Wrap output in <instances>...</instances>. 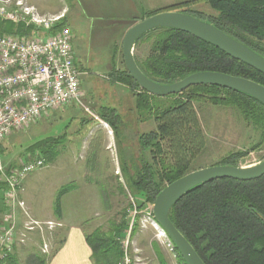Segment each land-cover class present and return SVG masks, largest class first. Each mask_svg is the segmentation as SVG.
<instances>
[{
	"label": "trees",
	"instance_id": "16d2710c",
	"mask_svg": "<svg viewBox=\"0 0 264 264\" xmlns=\"http://www.w3.org/2000/svg\"><path fill=\"white\" fill-rule=\"evenodd\" d=\"M197 4L208 6L214 15L205 17L190 11V7ZM161 12H179L209 23L264 58V0H190L152 11L147 18ZM9 24L16 29L6 30ZM63 27H66L65 15L51 32ZM23 32L21 25L0 21V34ZM143 44L149 46L146 56L139 59L134 55V59L142 73L156 83L169 85L194 73L217 72L247 79L264 87L263 74L186 33L155 29L141 36L133 47ZM120 54L122 58L121 49ZM111 58L114 60L116 53ZM109 78L132 94L138 122L152 119L156 126L154 130L138 136L139 157L131 155L120 168L122 176L125 175V190L119 184L118 192L126 201L120 220L110 221L107 231L100 228L90 233L83 231L91 251V264H122L125 256L122 242L129 228L130 239L134 236L136 221L140 217L136 214L130 226L128 212L133 205L129 195L133 200L138 199L135 208L139 212L145 206H153L157 195L167 185L191 172V163L206 145L194 107L196 102L235 108L245 125L252 126L259 133V141L252 146L251 152L264 146V106L245 94L216 86H194L181 94L163 98L169 99L166 102L142 91L127 73L124 63L121 70L113 65ZM99 118L112 126L118 138L119 130L115 122L119 120V115L115 110L103 109ZM62 138L41 140L28 150L39 151L45 164H48L57 156ZM248 153H231L221 159L219 166L239 167V160ZM115 178L118 180L117 176ZM72 189V184H69L57 192L53 211L58 220L62 216L61 198ZM3 191L4 184H1V217L5 211ZM168 217L204 264H264V176L249 182L221 179L199 185L171 207ZM151 218L154 221L152 212ZM63 242L64 237L56 239L57 248L52 251L49 260ZM174 249L179 264H185ZM158 259L160 264H167L162 255ZM49 260H46L45 254H35L30 257V264H48ZM0 264L19 263L12 251Z\"/></svg>",
	"mask_w": 264,
	"mask_h": 264
},
{
	"label": "rangeland",
	"instance_id": "374dc122",
	"mask_svg": "<svg viewBox=\"0 0 264 264\" xmlns=\"http://www.w3.org/2000/svg\"><path fill=\"white\" fill-rule=\"evenodd\" d=\"M23 1L44 13L63 8L60 13L64 12L66 27L72 35L74 65L82 73L80 87L83 93L80 105L73 103L50 112L45 119L14 133L0 145L5 167L15 166L36 142L63 137L54 160L28 174L21 186L20 199L28 204L30 219L39 223L42 229L27 232L24 225L28 219L17 211L13 253L19 264H30V257L35 254H45L48 261L57 248L56 239L63 238L69 226H79L90 233L96 228L107 231L110 221L120 220L126 202L118 192L119 184L125 190V175L122 176L120 168L131 155L139 157L138 136L154 130L156 124L152 119L138 122L132 94L124 86L111 82L109 73L113 65L115 69H123L120 49L128 26L146 19L152 11L190 0ZM190 8L187 9L205 17L214 15L204 4ZM8 28L16 29L13 24L7 25L6 30ZM148 48L147 44L133 47V55L142 59ZM115 53L113 60L111 57ZM163 101L168 102L169 99ZM194 107L206 145L191 163V172L219 166L222 158L235 152H249L239 160V167L252 166L264 160V146L256 151L250 150L259 141V133L252 126L245 125L235 108L203 102H196ZM106 108L114 109L119 115L115 122L118 138L111 125L107 124V128L91 116L100 120V113ZM69 184L73 189L61 198L60 226L49 230L44 223L57 224L53 211L57 192ZM137 200L129 195L133 205L128 212L130 226L134 212L140 217L136 221L134 236L130 239L129 228L122 242L128 264H160L159 255L167 264H179L176 254L169 252L165 240L159 236V229L152 224V206H145L138 212L135 208ZM43 244H46V252Z\"/></svg>",
	"mask_w": 264,
	"mask_h": 264
},
{
	"label": "built area",
	"instance_id": "2783aa9c",
	"mask_svg": "<svg viewBox=\"0 0 264 264\" xmlns=\"http://www.w3.org/2000/svg\"><path fill=\"white\" fill-rule=\"evenodd\" d=\"M63 17L64 12L41 14L23 0H0V21L21 25L24 29L23 33L0 34V145L14 133L45 119L50 112L73 103L81 104L82 73L74 65L71 32L67 27L51 32ZM91 116L108 128L106 123ZM44 165L39 151H27L9 168L5 167L0 155V185L4 184L6 209L0 224V262L15 246L18 210L28 219L24 225L27 232L37 228L42 231L40 224L30 219L19 195L26 176ZM44 225L49 230L60 226L53 222ZM157 227L169 252L175 253L165 232ZM46 248L43 244L44 252ZM122 264H128L126 256Z\"/></svg>",
	"mask_w": 264,
	"mask_h": 264
},
{
	"label": "water",
	"instance_id": "95a60500",
	"mask_svg": "<svg viewBox=\"0 0 264 264\" xmlns=\"http://www.w3.org/2000/svg\"><path fill=\"white\" fill-rule=\"evenodd\" d=\"M155 29H173L204 41L232 59L264 75V58L245 45L227 36L209 23L179 12H161L129 27L124 34L121 52L124 67L131 79L145 93L155 97H168L183 93L194 86H216L245 94L264 106V87L247 79L217 72H198L175 83L164 85L148 79L137 66L134 43ZM264 176V160L247 167L211 166L185 174L167 185L152 206L154 221L179 252L185 264H204L191 244L169 220L171 207L193 188L221 179L249 182Z\"/></svg>",
	"mask_w": 264,
	"mask_h": 264
},
{
	"label": "crops",
	"instance_id": "0c3cea01",
	"mask_svg": "<svg viewBox=\"0 0 264 264\" xmlns=\"http://www.w3.org/2000/svg\"><path fill=\"white\" fill-rule=\"evenodd\" d=\"M61 10H63V8L60 9V11ZM60 11H54L52 13L50 12L44 13L43 11L42 12L39 11V13L44 15H55L60 13ZM128 28L129 26L126 28L125 32L127 31ZM11 166L12 165H8L6 167L9 168ZM19 196L22 199L21 192ZM25 205L28 212H30L29 206H27L28 204L25 203ZM19 212L21 211H18V213ZM61 220L62 219L60 220L57 219V223L59 225H60L59 221ZM83 231L84 230L82 229V227L69 226L64 235L63 244L53 253L52 258L49 260L48 264H91L90 262L91 251L85 242Z\"/></svg>",
	"mask_w": 264,
	"mask_h": 264
},
{
	"label": "bare ground",
	"instance_id": "6f19581e",
	"mask_svg": "<svg viewBox=\"0 0 264 264\" xmlns=\"http://www.w3.org/2000/svg\"><path fill=\"white\" fill-rule=\"evenodd\" d=\"M153 224V223H152ZM154 225V228H158L156 224H153Z\"/></svg>",
	"mask_w": 264,
	"mask_h": 264
}]
</instances>
